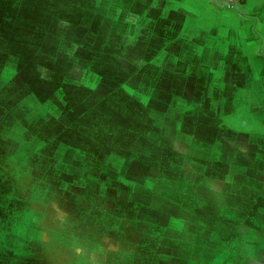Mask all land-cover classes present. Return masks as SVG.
<instances>
[{"label":"crops","instance_id":"0c3cea01","mask_svg":"<svg viewBox=\"0 0 264 264\" xmlns=\"http://www.w3.org/2000/svg\"><path fill=\"white\" fill-rule=\"evenodd\" d=\"M128 77L156 94L133 102L144 129L120 103ZM92 114H114L115 133L128 117L131 139L162 145L133 152L157 161L131 165L135 176L157 179L131 175L135 190L109 211L105 177L122 168L107 164ZM40 187H54L45 225ZM0 197V232L11 222L29 240L27 264H135L156 245L162 264H213L220 251L214 264H252L264 251V0H0Z\"/></svg>","mask_w":264,"mask_h":264},{"label":"rangeland","instance_id":"374dc122","mask_svg":"<svg viewBox=\"0 0 264 264\" xmlns=\"http://www.w3.org/2000/svg\"><path fill=\"white\" fill-rule=\"evenodd\" d=\"M110 31L111 32L109 33V31H108V34H107V35H110V37L107 36L106 39H113L114 29H112ZM99 32H100L99 29L93 31V33H99ZM101 33L104 34L105 30L101 31ZM94 37L95 36L92 35V38H94ZM93 43H94V41L92 42V44ZM102 44L103 43H100L93 48L97 49ZM106 44L108 46L110 45L109 43H106ZM106 52L109 54L108 56H111L110 61H112L113 57L115 55V52L109 48H106ZM124 79H125L124 76L112 77V80L115 81L117 84H121L122 82H124ZM144 83H146L145 79H144ZM128 89H130L132 92L128 91ZM135 90H136L135 83L130 82V79L128 77L127 86H125L124 89L121 86V89H119V91H118V96L120 98V103L123 105L124 109L126 108V110H127V115L129 117H134L135 123H136L135 125H137V127H142V129H144L145 127L143 128L144 122L142 120V116L144 115V109L145 108H143L142 106L140 107V105L139 106H136V105L133 106L134 105L133 102L134 101L137 102L138 101L137 99H140L144 103L156 104L157 102L156 103L153 102V98H152L156 94L150 93L147 91L141 93V92H139V90H138V92H137V90L136 91ZM45 91L46 90L38 88V90L36 92L37 97L41 101H45V97H46ZM47 91H48L47 95L49 96L51 93L49 92V90H47ZM132 94H133V97H131ZM96 116H95V114H92V115H90L89 119H90L91 130L95 132L94 134L96 136H98V142H97L98 146L100 148L106 149L107 154L105 152L104 157H105L108 165L114 167V165L117 164L122 168L120 170L121 172H119V171L114 172V169L112 171L109 170L107 173V176L105 177L107 180V185H108L106 187V193H107L106 206H107V210L109 211L110 208H113L116 205L115 203L112 202L113 197H115L116 195L128 196L129 192L135 190V188L131 187L130 185H126V183H128L127 181L132 180L131 179L132 176L135 178V180L136 179H145V180L157 179L156 173H154L153 171H151L149 173H145L143 175L144 178H141L140 176H135L136 174L133 173L132 170H130L131 165H133V164H143V165L148 164L152 167H155L154 164H156L157 161H152V158H148L146 156H133V152L137 149H146L147 147H151V146H153L154 149L159 150L160 148H162V145L160 143H157V140L154 141V140H150V139L149 140H147V139H139V140L131 139L130 134L134 130H132L130 118H128V117L124 118V120L122 122V126H124V129L122 131H120V133H118V132L115 133V127H114V122H113L114 121V118H113L114 114H112V116L107 114V119L104 118L106 120V122L104 124L102 123V119H100V123L99 122L97 123V117ZM85 128H86V125H85ZM142 129H140V130H142ZM120 135H122V137ZM47 147H50V146L48 145ZM92 147H95V146H92ZM175 147L176 148L179 147L178 142H177ZM53 148H54V143H53ZM114 148L118 149L120 154L115 155V156L110 155L109 149H114ZM89 163L94 164V161L90 160ZM50 165L51 164L43 163L42 168L47 169V167H49ZM91 179L94 180L95 177L91 176ZM114 180L117 181L118 183L117 184L114 183L115 182ZM109 185H110V187H109ZM68 190H70L69 193H71V194L74 192H78L77 189H68ZM42 191H43V199H44L43 202L46 201V203H48V204H46V207L44 208V210H42L40 208L42 203H43L42 199L37 198L38 206L36 205V209L34 210V212L36 214H38V216L42 217L41 222L45 225V224H48L47 221H53V219H54V203L49 204V202L52 199V196L54 197V187H52V189L40 187V188H38L37 193H39V192L41 193ZM0 200H1V197H0ZM34 202L35 201L33 199V196H31L28 199V201L26 202L27 210L25 209V207H26V204H25V207L22 208V212H26V211L28 212L29 210L33 211ZM39 203H41V205ZM131 203L132 202L124 200V201H120L119 204H117V205H119L121 207H125L127 209L132 207V206H137L134 202L132 204ZM69 211L76 213V208L70 207ZM2 216H7V212L1 211L0 217L3 218ZM22 216L24 217V214ZM130 217H132V215ZM135 217H136V214H133L132 218L135 219ZM76 221H79V219H77V217H76L74 220L72 217V220L69 224L70 227L68 228L69 231H70V228L72 227V225L74 223L78 224ZM31 226H32V224H29L27 226L26 232L28 235L32 232V230L30 229ZM11 227H12L11 222H8L7 224H6V222L2 223L1 232H0V264H2V263L3 264H27L30 262L29 261V259L31 257L30 253H32L34 248L30 247L32 245L30 244L29 240L26 239V237H22V238L14 237L13 234H11V229H12ZM183 229H184V227H182V229H181L182 232L184 231ZM43 231H45V230L43 229ZM192 231H193V229L186 230L185 236H187L189 234L190 235L195 234ZM21 233H23V232H21ZM77 237H79L80 239L82 237H86V233L84 232L82 234H75L73 238H77ZM80 243L87 244L89 242L83 241ZM78 244H79V242H78ZM79 246L83 247V245H79ZM158 246L159 245L153 246L152 254H150V255L146 254L145 257H143L140 253L138 255V257H143V258H141V260H139V261L138 260L135 261V264H141L144 261L145 262L149 261V263L150 262L155 263L158 261L160 264H162V262L159 261L160 257L157 255ZM225 254H226V252L220 251L219 254L214 255L213 262L214 263L216 261L219 262L221 260V256H224ZM35 255H36V253H34V256ZM36 257L37 256H35V258ZM251 259H252L251 260L252 264H264V251L260 252V253L256 252ZM39 264H51V262L48 261L47 259L46 260L42 259V261ZM52 264H54V262ZM187 264H212V263H205V262H201V261H196V262L187 263Z\"/></svg>","mask_w":264,"mask_h":264}]
</instances>
